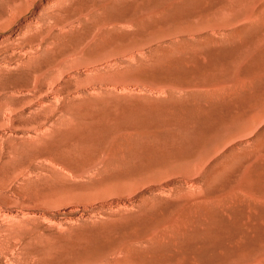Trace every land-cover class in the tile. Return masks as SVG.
<instances>
[{
  "label": "rangeland",
  "instance_id": "rangeland-1",
  "mask_svg": "<svg viewBox=\"0 0 264 264\" xmlns=\"http://www.w3.org/2000/svg\"><path fill=\"white\" fill-rule=\"evenodd\" d=\"M263 10L0 0V264H264Z\"/></svg>",
  "mask_w": 264,
  "mask_h": 264
},
{
  "label": "bare ground",
  "instance_id": "bare-ground-1",
  "mask_svg": "<svg viewBox=\"0 0 264 264\" xmlns=\"http://www.w3.org/2000/svg\"><path fill=\"white\" fill-rule=\"evenodd\" d=\"M3 5V4H2ZM257 6H259V3H258V5ZM13 7V6H12ZM15 8V7H14ZM3 9V8H2ZM10 9V8H9ZM19 9V8H18ZM256 9H257V7H256ZM264 11V10H263ZM13 12V11H12ZM11 15V14H10ZM260 18V17H259ZM19 19V16L17 15V14H13V16H11L10 17V19H9V23H8V25L6 26V27H4L3 28V33H5V32H7V31H9V29L11 28V26H14V24L16 23V21ZM27 26V25H26ZM118 26V25H117ZM107 27V26H106ZM114 27V26H113ZM27 31H28V29H27ZM100 31V30H99ZM102 32V31H101ZM100 33V32H99ZM97 36H99L98 34H96ZM11 36V35H10ZM97 36H95V37H97ZM4 39V38H3ZM8 40V39H7ZM6 41V40H5ZM14 41V40H13ZM8 42V41H7ZM21 43V42H20ZM15 44H17V43H15ZM1 45V44H0ZM3 45V44H2ZM9 45V44H8ZM21 47V46H20ZM85 50H86V48H85ZM131 51V50H130ZM81 52V51H80ZM83 52V51H82ZM85 54V53H84ZM132 54V53H131ZM133 56V55H132ZM6 57V56H5ZM118 57H119V55H118ZM134 57V56H133ZM130 58V57H129ZM91 62V61H90ZM87 63H89V62H87ZM86 64V63H85ZM89 66V65H88ZM87 66V67H88ZM91 67V66H90ZM36 75V74H35ZM37 80V79H36ZM55 81V80H54ZM41 82V81H40ZM40 84V83H39ZM54 84H55V82H54ZM36 86V85H35ZM34 88V87H33ZM33 88H32V90H33ZM25 89V88H24ZM39 89V88H38ZM19 90V89H18ZM29 90V89H28ZM59 91V90H58ZM57 91V92H58ZM17 92V91H16ZM15 92V93H16ZM27 93V92H26ZM31 93H33V92H31ZM35 93V95H36V92H34ZM10 94V93H9ZM60 94V93H59ZM6 95V94H5ZM33 95V94H32ZM42 95V94H41ZM10 96V95H9ZM8 96V97H9ZM24 96V95H23ZM19 97H21V96H19ZM16 98V97H15ZM41 98V97H40ZM11 99V98H10ZM15 100V99H14ZM37 100V99H36ZM45 100V99H44ZM5 101V100H4ZM16 102V101H15ZM21 102V101H20ZM39 102H40V100H39ZM9 103V102H8ZM11 103V102H10ZM40 104V103H39ZM45 104V103H44ZM41 105H42V103H41ZM0 106H2V105H0ZM38 106V105H37ZM7 108H9V107H7ZM22 108V107H21ZM22 110V109H21ZM24 110V109H23ZM18 112V111H17ZM11 114V113H10ZM15 114V113H14ZM49 116V115H48ZM51 116V115H50ZM28 117V116H27ZM21 118V117H20ZM48 119V118H47ZM11 121V120H10ZM49 121V120H48ZM11 126V125H10ZM13 126V125H12ZM10 128V127H9ZM37 130V129H36ZM26 131V130H25ZM45 133V132H44ZM31 134V133H30ZM41 135V134H40ZM40 135H38V136H40ZM35 136H37V135H35ZM41 137V136H40ZM35 140H37V139H35ZM41 140V139H40ZM32 143V142H31ZM38 143H39V141H38ZM65 143V142H64ZM78 144V143H77ZM31 145V144H30ZM36 147V146H35ZM75 153V152H74ZM49 159H50V157H49ZM51 162V161H50ZM39 163V162H38ZM50 164V163H49ZM37 167V166H36ZM61 168V167H60ZM31 169V168H30Z\"/></svg>",
  "mask_w": 264,
  "mask_h": 264
}]
</instances>
